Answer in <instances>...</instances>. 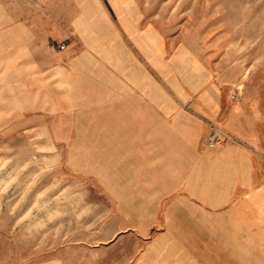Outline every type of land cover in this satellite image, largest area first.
Segmentation results:
<instances>
[{"label":"crops","instance_id":"obj_1","mask_svg":"<svg viewBox=\"0 0 264 264\" xmlns=\"http://www.w3.org/2000/svg\"><path fill=\"white\" fill-rule=\"evenodd\" d=\"M150 4L0 0V133L90 131L158 164L162 230L136 264H264V93L233 101Z\"/></svg>","mask_w":264,"mask_h":264},{"label":"rangeland","instance_id":"obj_2","mask_svg":"<svg viewBox=\"0 0 264 264\" xmlns=\"http://www.w3.org/2000/svg\"><path fill=\"white\" fill-rule=\"evenodd\" d=\"M148 1L165 35L228 79L233 101L264 93V0ZM214 132L217 145L229 136ZM0 134V264H136L158 242L150 157L122 162L90 131Z\"/></svg>","mask_w":264,"mask_h":264},{"label":"built area","instance_id":"obj_3","mask_svg":"<svg viewBox=\"0 0 264 264\" xmlns=\"http://www.w3.org/2000/svg\"><path fill=\"white\" fill-rule=\"evenodd\" d=\"M58 47H59L60 49H65L66 46H65V44H59ZM220 140H221V139H220L219 134H218L217 132H214V133L210 136V138H209V145H210L211 147H214V146L217 145V143H218Z\"/></svg>","mask_w":264,"mask_h":264}]
</instances>
